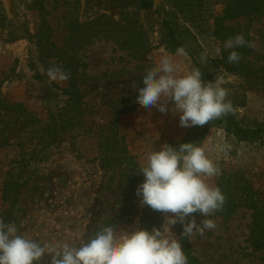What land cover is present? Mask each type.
Instances as JSON below:
<instances>
[{
	"label": "rangeland",
	"instance_id": "374dc122",
	"mask_svg": "<svg viewBox=\"0 0 264 264\" xmlns=\"http://www.w3.org/2000/svg\"><path fill=\"white\" fill-rule=\"evenodd\" d=\"M152 1L153 7L143 10L132 0H0V95L12 106L0 108V212L5 208L4 181L16 173L23 184L17 204L10 209L9 223H15L19 235L58 248L65 243L79 247L103 226H114L118 236L139 227L138 217L114 223L120 170L103 165L102 139L111 132L110 148L117 149L121 142L140 168L148 152L165 143L174 147L185 136L189 127L180 126L179 113L162 114L136 103L145 69L155 66L163 55L172 56L182 70L199 64L226 82L245 86L243 80L221 69L220 57L211 58L222 46L214 35L213 17L222 13L223 0ZM40 2L51 29L50 40L62 50L57 57L42 55L38 47ZM106 17L126 24L123 34L129 40L134 37L133 42L121 47L111 33L93 32L107 27ZM164 20L173 25L184 48L165 46ZM225 23L254 42L250 58L264 64V10ZM203 52L210 58L205 65L199 60ZM63 57L86 63L75 75L82 104L68 114H63L68 97L62 92L67 80L50 81L46 75L53 64L62 67ZM36 90L39 95L33 96ZM244 91L245 103L235 109L236 118L246 126L264 122V90ZM58 114L63 121L75 116L80 122L63 130L56 125L62 120ZM48 127L55 129L57 139L46 145L52 132ZM222 141L232 145L229 152L215 151ZM199 145L221 169L208 183L215 185L219 176L235 173L264 197V137L238 141L223 127L214 126ZM208 218L215 221V229L187 238L203 264H264V248L256 249L249 239V209L239 206L227 219L216 212ZM202 219L199 215L197 223ZM176 228L177 224L174 233ZM50 259L46 254L36 264H50Z\"/></svg>",
	"mask_w": 264,
	"mask_h": 264
},
{
	"label": "clouds",
	"instance_id": "9594fccd",
	"mask_svg": "<svg viewBox=\"0 0 264 264\" xmlns=\"http://www.w3.org/2000/svg\"><path fill=\"white\" fill-rule=\"evenodd\" d=\"M245 46L253 48L254 42L246 40L243 34L224 41L223 51L228 52L229 64L241 60V53L236 49ZM215 57L223 58L221 48L215 49L211 58ZM209 59L207 52L199 56L201 65ZM46 75L50 81L63 82L71 74L53 64ZM142 83L137 88L136 103L148 110L156 108L162 114L179 113L181 127L203 126L235 113L228 99L229 90L223 87L226 81L222 75L205 82L200 68L182 70L170 55H163L155 66L146 68ZM36 95L39 90L33 92ZM231 148V144L222 141L215 151L227 153ZM139 174L144 179L136 195L142 207L164 215L160 227H153L151 231L134 227L118 236L114 226L106 225L79 247L65 243L58 248L19 235L14 222L5 223L0 219V264H36L46 254L51 258L50 264H188L181 240L172 228L181 224L180 236L186 238L194 232L203 235L206 229L216 228L215 221L208 217L222 210L226 197L207 179L221 174L218 163L193 142L182 143L178 148L165 143L159 150L145 155ZM195 213L203 217L201 222L197 223Z\"/></svg>",
	"mask_w": 264,
	"mask_h": 264
},
{
	"label": "trees",
	"instance_id": "16d2710c",
	"mask_svg": "<svg viewBox=\"0 0 264 264\" xmlns=\"http://www.w3.org/2000/svg\"><path fill=\"white\" fill-rule=\"evenodd\" d=\"M134 4L140 9L150 10L153 7L152 0H132ZM224 8L222 13L215 15L214 19V35L218 40L222 42V56L217 60V64L221 65V69L228 74H232L237 78L245 82L243 85H235L230 82H226L223 87L229 90L228 99L231 100L234 108L243 106L245 103V91L246 89H263L264 90V64H258L255 59H251L253 54V48L242 47L236 49L241 53V60L236 64H229L227 61L228 52L223 51L224 41L236 34H243L247 40L246 35L234 26L225 23L227 20L258 13L264 10V0H223ZM39 24L36 29L35 37L38 41L39 49H42V55L46 57H57L62 53V50L58 49L53 41L50 40L51 31L47 21L42 16L44 11V5L40 2L38 7ZM44 11V12H43ZM105 17V16H103ZM107 27L96 28L93 32L105 31L115 36V39L119 41L121 47H126L128 42L132 43L133 38L130 40L128 36L123 34L126 24L121 23L106 17L103 21ZM163 27V39L165 40V46L169 49L184 48L182 42L177 38L176 31L168 20H164ZM122 31V32H120ZM135 39V38H134ZM43 43V44H42ZM147 51L140 52V55H144ZM62 68L70 72V78L67 80L66 87L63 89V94L67 95L68 103L67 107L63 109V114H68L72 111L79 110L82 104L83 95L77 86L76 73L80 67L86 66V63L78 59L62 58ZM196 68H200L202 72V78L205 82L213 81L215 79L214 72H211L208 68H203L199 64H195ZM133 105L127 110L134 108ZM11 104L4 97L0 95V108H11ZM62 114V115H63ZM61 117V114H58ZM51 119H55L54 114L50 115ZM56 123V119L54 120ZM66 124L63 125V123ZM60 120L58 128L65 129L67 125H75L80 120H76L75 116H69L66 120ZM221 126L226 132L232 134L238 141H262L264 137V122L256 121L254 125L246 126L242 125L234 114H228L220 119L211 121L203 126L189 127L185 136L181 141L177 142L174 147L178 148L180 144L186 142H193L200 144L205 135L211 127ZM55 127V126H54ZM51 132V138L44 144H50L57 139V132L54 128L48 127ZM114 138L111 132H107L106 136L102 139L103 144V165L119 167V185H118V211L113 218L114 223H125L131 221L133 218L138 217L139 227L147 228L149 231L153 227H160L162 223V213L152 210L150 207L140 205V200L136 195V189L139 184L143 182V175L139 174L140 168L133 157L128 154L126 147L119 143L117 149L110 148L108 142ZM239 174H223L219 176L214 186H218L226 197L225 204L222 210L216 213L224 219L229 218L239 206H243L251 211V222L249 239L251 245L256 249L264 248V197L258 190H254L250 181L244 178L243 183L238 179ZM18 175L10 173L9 178L5 179L2 188V201L5 208L0 212V219H3L5 223H9L10 209L18 202L19 187L23 182H18ZM197 220L199 213L193 214ZM182 233V225L177 224L176 236L178 240H181L182 248L188 259V264H203L194 254L186 237L180 236Z\"/></svg>",
	"mask_w": 264,
	"mask_h": 264
}]
</instances>
